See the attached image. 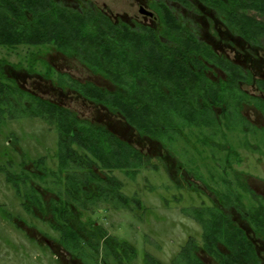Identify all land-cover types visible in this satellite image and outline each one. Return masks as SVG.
Returning <instances> with one entry per match:
<instances>
[{
	"label": "flooded vegetation",
	"instance_id": "obj_1",
	"mask_svg": "<svg viewBox=\"0 0 264 264\" xmlns=\"http://www.w3.org/2000/svg\"><path fill=\"white\" fill-rule=\"evenodd\" d=\"M49 1L55 4V6L58 5L69 10L71 14L77 15L72 17L80 20L87 21L93 18L104 21L106 25L101 26V28L103 29L104 27L109 38L113 36L118 37L117 33H120L127 44H131L136 40H143V38L148 40L149 44H152V46H149L145 50L148 54L167 52L173 53L176 57L177 53L181 52L188 56L190 59L188 74L184 73L182 80L178 84L183 88V98L188 103V106L186 111H182L181 114L177 111L176 107V110L170 112V118L179 124V130L175 129L168 133L159 134L157 138H151L139 131L136 127L126 124L125 119L120 120L139 137L160 142L163 151L166 149L176 159L175 164L173 162L174 166L171 167H174L173 172L177 173V176H181L179 180L185 186H181L179 180L174 179L175 177L166 165L165 159L161 157L159 160L165 172L167 174L169 173L175 188L179 191L170 196L173 202L182 200V195L184 194L182 193V189H186V191H189L195 196L196 194L201 195L203 193L193 182L186 180L184 178L185 175H192L195 180L201 182H204L203 176H208V181L210 180L211 182V185H208V188L211 190L209 195L207 194L210 205L213 204L216 210L229 216L234 222V225L238 229L236 238L234 239L237 248H242L244 255L248 259L252 256V253H255L253 261L255 260L257 264H264V196L257 192L250 183L252 177L255 176H252V173L240 169L253 153H261L262 157L264 156V147H262L264 145V127H258L252 124L247 116V114L250 115L251 112H255L260 113L264 118V2L258 6L260 8H255L253 7L255 6V0H112L110 3H108V0ZM184 39L187 40L189 46L177 48L178 40L182 41ZM194 39L196 43H201L198 50L196 49L197 51L193 50L194 46L192 47ZM157 41L163 43V48L159 46ZM18 46L25 45L13 44L0 47L13 49ZM47 47H51L66 55L70 53L52 44H48ZM131 49H136L140 53L144 51L142 48L137 49L136 47L135 49ZM184 58L186 60L188 59L187 57H180V60L183 62ZM75 59L92 74L98 75L109 82L111 87H104L91 81L79 80L68 72H60L54 67H50L48 64L46 65V62H43L46 67L44 66L42 70H39L36 65L37 59L35 61L29 60L28 66L23 67L21 65L11 64L6 59L0 58V81L1 76H3L4 79L2 81L8 84L10 92L8 103L4 102L1 104L0 101V131L2 124L7 121V116L9 120L22 118L38 119L49 125L40 116L37 115L34 117L32 111L29 110L31 105L27 101V98H20L17 95V86L31 95L39 96L66 107L73 111L79 119L104 124L101 121H95L88 115L82 114L75 107L61 104L49 96L42 95L35 87H26L20 84L15 77L9 76L10 72L12 70L16 71L17 68H21L26 75L33 79L37 78L49 83L50 87L59 90L61 93L73 94L84 103H91L95 107L105 111V114L114 116V112H112L108 104L103 107L101 105L103 101L84 93L81 91L82 88L79 85L89 84L105 93L117 92L119 86L102 73L96 72L95 65L91 66L86 62L80 61L77 57ZM1 61H3V64ZM125 67L131 70L135 69L134 65L129 63L128 59H126ZM140 68L143 69V66ZM140 73L141 71H137V73L132 71L131 74L127 72V74L123 75V82L120 89L126 92L125 97L129 95V81L135 79V76ZM141 77L142 79H136L133 86L141 87L147 84L144 81L143 75ZM149 84H157L158 87L162 88L165 87V84L156 78L152 79ZM214 87L217 93H215ZM199 89L201 90L199 91ZM18 99L24 100V102L18 105ZM209 108H211L209 112L217 119V126L215 127L214 123L205 121L207 117L205 114ZM157 114L160 115L161 112ZM193 114L194 117H199L198 123L192 120ZM49 126L55 132L58 140V148L53 155L51 154L52 156L50 155L53 157L51 161H55V166L58 167L61 150L59 134L54 127ZM205 131L209 132V134L207 133L208 136L202 134ZM227 133H234L241 136L238 138L240 141L237 140V144L234 143V145L229 144V142L225 141V139L227 140V137H225ZM220 134L224 137L223 142L213 140V138L215 139ZM8 138L9 142L8 146H6L9 148L5 151L4 155L7 156L8 160L5 162L4 167H0V173L3 174L4 181L8 185H11L15 193V187L9 179L15 180L17 175L21 176L22 174H26L28 177L25 178V182H27L29 190L30 186H33L36 182H41L39 176L42 174V170L39 167L43 166V164L45 166L47 160L43 156L37 159L30 158L27 152L22 149V154H19L22 160L18 165L19 171H17V167L15 168L17 166L16 159L11 156V154L17 153L15 145H11L15 136L11 132ZM258 138L262 145L259 144ZM179 141L184 143L185 147L177 150L173 147ZM134 146L141 158L134 160L130 165L114 170H95L103 179H106L107 175H110L116 177L123 184V194L130 198L129 206L120 205L116 201H113L112 196H109L105 200L97 202V204L93 203L89 206L81 207L80 210L75 209L76 220L72 226L85 238H93L99 232H104L105 236L102 242L110 240V242L115 243L117 248H119L120 257L122 258H124L126 253L120 251V246L124 244L133 246L135 249L134 260L129 264H141L138 262V252L133 242L122 238L118 234L109 233L104 226L91 219L98 211L97 208H100L97 206L99 204L105 205V212L107 213L112 211H125L131 213L132 217L137 216L140 210L145 209L146 211L147 208L142 206L141 201L137 197H130L124 193V183L117 176V173L121 172L127 177L135 178L142 168L158 170V165L151 163V158L148 157L149 154L144 153L140 146ZM11 147H13L14 152L10 154L9 149ZM182 149H189V155L184 154L182 156L180 154ZM208 150L211 152L210 156L208 155ZM230 152L233 153V156H231ZM198 159L202 163L207 160L202 165ZM255 160L260 164H264V159L262 158ZM206 162H210V166ZM51 181L60 182L56 178H53ZM226 182L232 184V193L228 192ZM37 190V195L42 204H37L38 202H36L37 205L33 204L30 201L29 194L24 199H21L17 193L16 196L25 214L38 218L43 223H47L57 233V237L49 240L42 234L41 237L37 238H32L28 234L30 237L28 236L27 240L17 242L29 245L28 241H30L33 247L35 246L40 249L45 247V252H48L51 247L55 252L54 257L59 264H63L64 262L58 257H61L58 252L60 249L61 253L67 256L69 264H84L79 257H76L65 249L64 243L60 239V232L52 227L54 225H51V221H54V215H59L58 206L51 205L53 199L59 202L57 194L54 192L55 195H51L48 199L45 193L48 191L45 187L43 188L40 185ZM224 193L226 195L229 193L227 197L231 198L232 201L227 200L226 202L224 200ZM177 194L181 196H176ZM220 199L223 204L220 202ZM205 206L207 207L203 201H200L199 205L192 204L181 209L182 214L192 219L200 227L198 240H196L195 236H190L180 246L179 251L169 262H163L156 256L145 252L144 262L142 264L149 263L150 259L153 260L152 264H174L182 247L191 241L196 244V258L200 260L199 264H209L202 258V254L209 257L215 264H221L203 247L205 242V239L202 237L203 229L192 216L195 210H200V212L202 210H208ZM20 223L23 224V222ZM23 228L25 230L29 229L26 226H21L18 230L24 231ZM42 237L44 240H42ZM94 240L95 237L91 242ZM216 245L220 250H224L219 241L216 242ZM90 257L91 260L94 259L92 264H97V257L94 255ZM102 257L104 258V263L100 262L98 264H116L110 253L104 256L101 255V259ZM237 259L239 261L238 257Z\"/></svg>",
	"mask_w": 264,
	"mask_h": 264
},
{
	"label": "trees",
	"instance_id": "obj_2",
	"mask_svg": "<svg viewBox=\"0 0 264 264\" xmlns=\"http://www.w3.org/2000/svg\"><path fill=\"white\" fill-rule=\"evenodd\" d=\"M262 2L264 0H255L253 7L260 8L258 6ZM72 16L77 15L71 14L69 10L58 5L55 6L49 0H0V46L13 44H24L29 47L56 45L66 52L72 53L80 61L91 66L95 65L96 72L102 73L119 86L117 92L105 93L89 84L79 85L82 88L81 91L103 101L102 104L99 103L103 107L108 104L115 117L125 119L126 124L136 127L151 138H157L159 134L175 129L179 130V124L170 118V112L177 109L181 114L182 111H186L188 106L183 98V88L178 85L183 74H188L190 62L188 56L181 52L177 53L176 57L173 53L167 52L148 54L145 50L152 44H149L148 40L143 37V40L127 44L120 33H117L118 37L109 38L104 27L101 28L106 25L104 21L93 18L83 21ZM193 42L192 47H195L193 50H198L201 43H196L195 39ZM158 44L163 48L162 42H158ZM181 46H189L186 39L178 40L177 48ZM135 47L142 48L144 51L137 52ZM180 57L188 59L184 58L182 62ZM126 59L134 65L135 69L131 70L125 67ZM1 63L3 64V61ZM141 66L143 69L140 68ZM132 71L134 73L141 71V73L129 81V95L125 97L126 92L122 91L120 86L123 82V75L127 72L131 74ZM142 75L147 84L141 87L133 86L136 79H142ZM154 78L163 82L165 87L149 84ZM3 79L4 77L1 76V104L8 103L10 97L9 86L2 81ZM6 81L8 82V80ZM214 91L217 93L215 87ZM16 93L20 98H27L31 105L29 110L32 111L34 117L40 116L59 134L60 163L55 170L46 168L43 164L39 167L42 170L39 177L43 184H47L48 177H51L52 180L53 178L60 180L58 183L50 181L53 188L49 190L45 187V189L47 191L54 190L59 198V202H56L55 199L51 201L52 206L59 208V215H54L51 225H54L52 227L60 232V239L63 241L65 249L79 257L84 264L94 262V259L91 260V255L97 257V264L102 263L104 258L101 259V255L109 253L113 256L116 264L132 262L135 255L133 246L127 244L120 246V251L126 253L122 258L115 243L110 240L102 242L105 236L104 232H99L93 238H85L72 224L76 220L75 209L80 210L81 207L97 204L109 196H112L113 201L118 204L129 206L130 198L123 194V184L116 177L110 175L103 179L95 170H114L130 165L134 160L141 158L135 146L117 135L108 126L79 119L73 111L62 105L31 95L18 86ZM23 102L24 100L18 99V105ZM210 110L211 108L206 111L205 121L214 123L215 127L217 119L209 112ZM159 112H161L160 115L157 114ZM194 114L192 120L198 123L199 117H194ZM230 154L233 156L232 152ZM27 177L26 174H22L21 176L17 175L15 180H9L21 199L26 198V195L29 194L33 204L36 202L40 204L41 200L37 195L40 184L36 182L37 184L30 186L28 190L27 182H25ZM226 185L228 192L232 193V184L226 182ZM224 194L226 202L227 200L232 201L227 197L228 194ZM220 202L222 203L221 199ZM214 207L212 204L206 207L208 210H202V212L195 210L192 214L203 229L202 237L205 239L203 247L221 264H257L255 260L253 261L255 253H252L248 259L242 248H237L234 243L238 232L234 222L229 216ZM94 237L95 240L91 242ZM217 241L221 243L223 251L216 245ZM196 249V244L193 241L183 246L174 264H199L200 260L196 258ZM237 257L239 261H237ZM152 261L150 259L147 264H152Z\"/></svg>",
	"mask_w": 264,
	"mask_h": 264
},
{
	"label": "rangeland",
	"instance_id": "obj_3",
	"mask_svg": "<svg viewBox=\"0 0 264 264\" xmlns=\"http://www.w3.org/2000/svg\"><path fill=\"white\" fill-rule=\"evenodd\" d=\"M110 2L112 0H108V3ZM47 46L29 47L25 45L13 49L0 47V58L6 59L11 64L23 67L28 66L29 60L35 61L37 59L36 65L39 70H42V67L44 68L45 64L43 62H46V65L48 64L60 72H68L79 80L91 81L104 87H111L109 82L98 75L92 74L81 65L72 53L66 55ZM9 76L15 77L20 84L26 87H35L42 95L49 96L61 104L75 107L82 114L88 115L95 121H101L105 125L108 124V127L117 135L132 145L140 146L144 153L149 154L148 157L151 158V163L158 165V170L142 168L135 178L127 177L121 172L117 173L118 178L124 183V193L130 197H137L141 201L142 206L147 208L146 211L145 209L140 210L137 216L132 217L131 213L125 211L107 213L105 212V205L99 204L97 206L100 208H97L98 211L91 217L92 220L104 226L109 233L118 234L122 238L133 242L138 252V262L141 264L144 262L145 252L156 256L163 262H169L179 251L180 246L190 236H195L196 240L199 239L200 227L192 219L182 214L181 209L192 204L199 205L200 201H203L207 206L210 205L208 195L211 189L208 187L211 185V182L210 180L208 181V176H203L204 182H201L195 180L192 175H185L184 178L189 180V182H193L203 193L201 195L196 194L195 196L186 191V189H182V193H184L182 200L173 202L170 196L179 191L175 188L169 173L165 172L163 165L159 162L160 158L165 159L166 165L175 177L174 179L179 180L181 176L179 177L177 173L173 172L174 167L171 166H174L173 162L175 164L176 159L166 149L163 151L160 142L139 137L133 130L127 128L119 118L105 114V111L95 107L91 103H84L73 94L61 93L59 90L50 87L49 83L45 81L29 77L21 68H17L16 71L12 70ZM247 116L252 124L264 127V118L260 113L251 112ZM6 120L2 124L0 131V167H4L5 162L8 160L7 156L4 155L5 151L9 148L7 147L9 133L12 132L15 138H13L11 145H15L17 153L11 154V152H14L13 147L9 149V152L16 159L17 166L15 168L17 167V171H19L18 165L22 160L19 157V154H22V149L27 152L30 158L45 157L47 160L45 166L55 170L57 167L55 166L56 162L51 161L53 158L51 156L58 148V140L50 126L38 119L22 118L9 120L7 116ZM207 133L209 134L208 131H205L202 134L208 136ZM225 137H227L225 141L234 145V143L237 144V140L241 136L227 133ZM223 139L222 134L217 135L215 139L213 138L216 142H223ZM258 142L262 145L259 138ZM184 147V143L179 141L173 148L179 150ZM258 148L261 149L260 147ZM181 151L180 154L182 156L184 154L189 155V149H182ZM180 154L179 156L182 157ZM210 154L211 152L208 150V155L210 156ZM258 158L264 159V156L262 157L261 153H253L240 169L255 176L252 177L250 183L257 192L264 196V164H260L255 160ZM198 161L202 163L200 159ZM206 164L210 166V162H206ZM51 180L52 178L48 177L46 179L47 184H43L42 182H38V184L50 190L53 188L52 183H50ZM179 183L181 186H185L181 180H179ZM53 191H48L49 193L45 192L48 199L51 195H55V191ZM178 195L180 194L176 196ZM20 222H23V224ZM21 226H26L29 229L25 230L23 228L24 231H19L18 228ZM28 234L32 238L41 237L42 234L49 240L57 237V233L47 223H43L40 219L25 214L14 189L4 181L3 174L0 173V264H59L54 257L55 252L51 247L50 250L48 249V252H45V247L42 249L33 247L30 241H28L29 245L17 242L27 240ZM42 240H44L43 237ZM58 252L61 255V257L58 256L59 259L64 261L63 264H69L67 256L61 253V249ZM202 258L209 264H215L205 254H202Z\"/></svg>",
	"mask_w": 264,
	"mask_h": 264
}]
</instances>
